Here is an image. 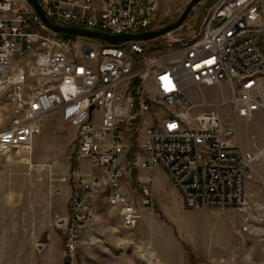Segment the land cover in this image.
Here are the masks:
<instances>
[{"label": "built area", "instance_id": "2783aa9c", "mask_svg": "<svg viewBox=\"0 0 264 264\" xmlns=\"http://www.w3.org/2000/svg\"><path fill=\"white\" fill-rule=\"evenodd\" d=\"M36 1L55 26L113 37L162 29L152 0ZM173 34L118 44L58 34L27 0H0V99L22 114L0 129V154L28 164L43 123L58 115L73 130L75 158L93 171L62 180L72 196L57 228L70 260L102 201L125 230L136 228L141 216L124 192L133 172L160 167L188 209L246 205L255 157L219 109L229 106L236 124L264 114V0H218L193 37ZM217 88L227 93L220 103L204 95ZM189 89L199 91L201 104ZM156 108L166 112L159 122ZM259 154L264 159V145ZM132 181L153 209L151 181Z\"/></svg>", "mask_w": 264, "mask_h": 264}, {"label": "rangeland", "instance_id": "374dc122", "mask_svg": "<svg viewBox=\"0 0 264 264\" xmlns=\"http://www.w3.org/2000/svg\"><path fill=\"white\" fill-rule=\"evenodd\" d=\"M218 0H203L191 12L174 37H193ZM162 28L175 23L191 0H155ZM186 95L196 104L203 102L196 89ZM206 98L220 103L227 96L219 88L204 90ZM202 109H197V114ZM206 110V109H205ZM224 122L240 132L244 149L255 157L246 181V205L229 209H188L183 198L160 167L133 172L124 192L141 218L135 229L123 227L117 210L100 204L92 230L83 238L72 260L64 249L59 221L68 217L71 187L62 180L73 172H93L74 155L73 130L58 115L43 124L32 147L31 161L17 154H0V264H264V114H255L237 124L229 106L220 109ZM161 121L165 111L156 108ZM18 108L0 99V129L22 116ZM152 121V122H153ZM151 180L154 207L142 205L137 183ZM38 246H42L39 252Z\"/></svg>", "mask_w": 264, "mask_h": 264}, {"label": "water", "instance_id": "95a60500", "mask_svg": "<svg viewBox=\"0 0 264 264\" xmlns=\"http://www.w3.org/2000/svg\"><path fill=\"white\" fill-rule=\"evenodd\" d=\"M202 1L203 0H191V2L187 5L186 9L184 10L182 15L180 16V18L175 23H173L172 25H170L168 27L162 28L159 31L141 34V35H137V36H131V37H113V36H108V35H104V34H97V33L77 30V29H70V28H66V27L55 26L48 21L43 10L41 9V7L39 6V4L36 0H27V2L33 8L35 14L38 16V18L52 32L58 33V34H68V35H77V36H83V37H88V38H94V39H98V40L108 42L110 44H118L121 42H125L127 40L150 41V40H154V39H158L160 37H163L168 33H172V32L178 30L179 28H181L183 26V24L186 22L187 18L190 16L193 8ZM184 205H185V203H184ZM37 250L39 252H41L42 246H38Z\"/></svg>", "mask_w": 264, "mask_h": 264}, {"label": "crops", "instance_id": "0c3cea01", "mask_svg": "<svg viewBox=\"0 0 264 264\" xmlns=\"http://www.w3.org/2000/svg\"><path fill=\"white\" fill-rule=\"evenodd\" d=\"M152 1H155V0H152ZM141 178H143V177H141ZM143 179L150 180L149 178H143ZM166 180H167L168 182H170V181L168 180L167 176H166ZM127 181H128V180H126V183H127ZM150 181H151V180H150ZM170 184H171V183H170Z\"/></svg>", "mask_w": 264, "mask_h": 264}, {"label": "bare ground", "instance_id": "6f19581e", "mask_svg": "<svg viewBox=\"0 0 264 264\" xmlns=\"http://www.w3.org/2000/svg\"><path fill=\"white\" fill-rule=\"evenodd\" d=\"M161 38V37H160ZM259 157H260V154H259Z\"/></svg>", "mask_w": 264, "mask_h": 264}]
</instances>
